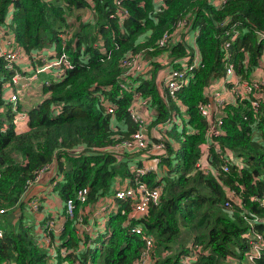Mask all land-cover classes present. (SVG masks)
<instances>
[{"label":"trees","instance_id":"16d2710c","mask_svg":"<svg viewBox=\"0 0 264 264\" xmlns=\"http://www.w3.org/2000/svg\"><path fill=\"white\" fill-rule=\"evenodd\" d=\"M213 1L165 0L156 9L152 0H119V5L113 0H93L94 16L84 20L90 12L84 0H0V33L10 28L31 71L40 64L37 55L44 53L45 47L53 43L60 50L61 28L70 32L63 49L73 52L72 67L62 78L45 83L44 97L26 111L18 100L11 104L2 97L3 83L12 70L0 57V264H46L48 252L39 246L36 235L40 221L21 223L20 200L28 180L52 162L62 177L54 191L61 201L74 199L72 215L65 217L57 233H50L68 249L64 255L56 253V264H132L143 241L130 230L131 223H122L124 215L119 210L105 216L101 232L95 236L87 226L92 204L120 184L116 178H134L127 164L128 153L116 159L103 147L128 138L135 129L126 111L132 88L149 96V107L155 111L151 122L168 115L174 103L166 104L156 88V73L162 64L158 55L164 54V63L172 64L186 53L188 33L194 35L195 30L200 61L191 81L177 94L186 106L187 118L182 125L163 132L172 139L178 137L181 145L175 148L169 139L164 140L166 154L158 159V180L155 171L139 175L148 187L159 181L162 191L157 205L132 223L141 222L143 230L152 235L154 264H183L181 257L192 246L190 264H233L228 262V254L236 256L237 264H264V246L253 262L246 255L251 247L248 239L263 244L254 233L264 239V110L255 120L246 100L225 105L220 124L224 133L212 139L239 156L242 164L229 163L224 171L226 157L208 143L204 164L193 170L203 152L206 127L197 103L206 100L204 87L224 71L227 31L234 23L238 28L228 49L240 78H249L264 46L259 37L264 30V0ZM118 7L127 12L121 20L109 16ZM163 31L173 41L156 46ZM97 36L109 52L94 44ZM136 52L148 60L149 76L134 75V85L121 74L127 69V54ZM119 79L125 80L126 88L118 85ZM99 93L104 101L98 98ZM113 103L115 130L110 128V113L104 111V104ZM19 111L24 113L25 130L17 129L13 121ZM252 124L260 133L250 137ZM211 168H217L215 173ZM82 187L87 192L79 201L76 190ZM226 205L230 207L227 210ZM16 208L20 212L12 222L10 214ZM60 211L63 214L62 208ZM182 228L186 236H182Z\"/></svg>","mask_w":264,"mask_h":264},{"label":"built area","instance_id":"2783aa9c","mask_svg":"<svg viewBox=\"0 0 264 264\" xmlns=\"http://www.w3.org/2000/svg\"><path fill=\"white\" fill-rule=\"evenodd\" d=\"M86 2V7L90 12L85 14L84 20H91L93 18V0H84ZM156 9H159L163 6L165 0H152ZM213 1V0H212ZM222 1V0H218ZM114 3L119 5V0H113ZM213 3H215L213 1ZM127 14L126 9L122 7H118L117 9L111 11L109 16H116L118 20L123 19V17ZM87 18V19H85ZM6 20V18H5ZM235 24V23H234ZM231 27L230 31H227L228 38L223 43V46L226 48V58L223 61L224 71L222 74L215 76L203 89L204 96L206 97L205 101H200L197 103V110L199 114L206 120V127L204 129V141L201 142V151L202 154L196 160L195 168L201 169L203 162V157L205 156L206 147L208 143L212 144L213 149L223 156H225V163L222 168L224 171L228 170L229 163H235L236 165H241V158L239 156H235L233 152L230 151L227 147H220V145L213 140L212 137L217 135H221L224 133V130L220 127L222 117L224 116V107L227 104L230 106L237 105L243 100L247 101V109L253 113L254 119L259 118V114L264 110V64L262 63V56L264 53V46L261 51L258 65L251 72L249 78H240L233 69V63L230 60V51L228 49V45L232 39L235 38L237 34L238 28L234 26ZM2 33V32H1ZM0 33V36H1ZM197 31H194V35L189 36L188 33V47L186 48V53L179 58L174 59V62L171 64H165L164 58L165 55H158L160 62L162 63L160 68L157 70L155 85L161 96L163 97L166 104L173 102L174 105L172 108L168 110V115L159 122H151L153 115L155 113L153 107H149L150 100L149 96L141 95L138 90L132 88L131 91V100L126 107L127 114L130 120L135 124V129L130 132L129 137L125 138L121 141H116L112 145L103 147L104 150L111 152L114 154L116 159H120V156L123 153H129L133 151H144L138 154L137 156H131L130 160L127 161L128 168L133 173V180L130 181L129 177H123V184L118 185L111 189L107 194L101 196L95 204L93 203V207L90 212V216L94 218H98L100 224H103V220L105 216L112 210H119L120 213L124 215L122 223L124 225L130 224V230L139 234L142 239V246L139 249L138 254L135 256L132 264H154V258L152 257L153 250V237L143 230L141 222L132 223V221H139L143 217L148 214L149 208L157 205L159 202V198L161 195L162 187L161 183L158 181L155 186L148 187L147 183L144 180L138 179L139 175L148 172L155 171L156 177L159 176V156L165 155L166 150L164 146V140L169 139V142L172 144V138L168 135L163 134L165 129L172 127L175 124L182 125L185 118H187V113L185 111V104L178 97V92L181 88L188 85L191 81L194 70L196 66L199 64L200 57L197 44L195 42V34ZM60 37V50L54 48L53 43H51L48 47H45L44 53H40L37 55V59L40 60L39 66L37 68L32 69V73L29 75L23 74V71L17 68V63L22 55V50L20 46L14 45L9 46L6 49L0 50V55H2L7 63V68L12 70L10 74L9 80L3 83V88L5 85L7 87L11 85L19 84L20 80L24 78H36L40 72L43 70H48L51 75L49 78H44L43 82L48 83L49 81H55L62 78L67 69L72 67V60L70 59V55L73 52H66L63 49L65 40L70 36L69 30L60 29L59 32ZM259 37H262L264 40V30L259 33ZM97 40L94 41V44L99 47V49L103 52H109L108 49L104 47L102 43V39L98 36ZM173 39L170 37V34L166 31H163L161 35L156 39V46H163L166 41ZM9 43L12 40L7 39ZM151 49L150 46L147 47ZM242 49V48H241ZM142 51V50H141ZM49 55V56H48ZM130 58L127 60V69L121 74L123 78H128L131 82L137 84L134 75L141 73L143 77L149 76V72L147 67L149 66L148 60L140 57V52H136L135 54H127ZM85 55L83 58H86ZM166 61H169L167 59ZM176 64V65H175ZM117 82V81H116ZM125 80L119 79L117 82L118 85L122 88H126L124 86ZM18 92H10L6 99L7 101H11V104H14L17 101L19 93ZM103 94L99 93L98 98L100 101H104ZM2 97L3 92H2ZM5 99V98H4ZM104 111L110 113V128L115 130V124L113 122V107H115L114 103L104 104ZM56 110V109H54ZM53 110V111H54ZM22 111L15 113L13 117V121L17 123V121L22 120ZM245 118V115H243ZM250 137L258 135L260 133L259 130L253 128V124L251 126ZM189 130L195 131L194 128H188ZM248 131V134H249ZM139 160V164H136V161ZM52 165H44L40 169L36 171L33 178L28 180L27 185L29 186L35 180L39 178L41 173L44 171L50 172V177L52 184L56 183L52 186V188L57 184V180L61 179V175H56L55 167H51ZM217 168H211V173H215ZM158 174V175H157ZM56 175V176H55ZM86 188L82 187L76 190V197L79 201H83L86 196ZM126 202L125 206H123ZM74 206V199L72 197H67L61 202L60 210L63 209V214L61 211H52L47 212L46 210H41V218L37 219L36 223L40 221L37 225V233L39 235V245L44 247L45 251L48 252V256H46V264H56L57 263V254L64 255L68 249L60 244V241H55L53 235L50 233H57L63 223V220L66 216L72 215ZM33 211H38L41 209V206L37 205L35 202H32ZM2 211V209H0ZM2 233V228L0 227V235ZM255 239H259L263 244L259 241H252L248 239L251 247L248 249L246 255L248 260L254 261L256 257L260 256V249L264 246V239H261L258 233H254ZM195 247V246H194ZM192 246L189 251L181 257V262L183 264H190V259H192V252L194 250ZM57 253V254H56ZM65 262L64 260L61 261Z\"/></svg>","mask_w":264,"mask_h":264},{"label":"crops","instance_id":"0c3cea01","mask_svg":"<svg viewBox=\"0 0 264 264\" xmlns=\"http://www.w3.org/2000/svg\"><path fill=\"white\" fill-rule=\"evenodd\" d=\"M9 12H11V8L8 9ZM8 27V26H7ZM2 30H4V26H2ZM6 32L2 31L1 36H0V50L1 49H6L9 46H14L15 43L12 40V33L10 28H5ZM7 39L12 40L11 43H9L7 41ZM49 56V55H48ZM262 63L264 64V53L262 56ZM17 68L21 71H23V74L25 75H29L31 74V65L29 63V61L24 58L21 57L17 63ZM264 74V72H263ZM38 78H32L30 79V83H28L27 85V89L26 92L24 93V95L20 96V99L17 101L19 106L21 107V109H24L25 111L27 110V108L33 106L34 104H36L39 100H41L44 97V94L42 92V85L40 84V80L44 78H49V74L47 72H40L37 76ZM24 79V77H23ZM29 79V78H28ZM32 80V81H31ZM23 84H16V85H11L9 87H7L5 85V87L3 88V96L6 97L10 92H18V91H22L23 88ZM40 88V89H39ZM11 103V102H10ZM15 127L17 129H26V123L23 120L17 121V123H15ZM52 167H56L55 162L51 163ZM50 173L47 171H44L37 180H35L32 184H30L27 189L25 190L23 196L21 197V200H25L26 198H29L33 195H37L39 196L38 199L41 203V209L38 210L37 212H31L29 209L28 212L30 215H28L27 211L25 210V213H27V216H23L22 219L24 218H30L34 221V217H37L38 215H41V210H46L47 212H49L50 210L52 211H59L60 210V206H61V200L58 197V195L56 194L55 191H53L49 185L50 182ZM121 185V184H119ZM55 192V194L53 193ZM111 192V191H110ZM92 209V208H91ZM91 209L88 211V229L91 230L92 233V237L95 236V234L97 232H101V224L99 219L91 217L90 216V212ZM22 211V208H21ZM24 210L22 211L23 214ZM13 217H11V221L15 222L16 218H17V214H19V210L16 208L13 213H12ZM37 215V216H36ZM86 216V218H87ZM33 223V222H32ZM34 224V223H33ZM89 227H94V231H92L91 228ZM35 231V230H34ZM36 235H38V233L36 232Z\"/></svg>","mask_w":264,"mask_h":264},{"label":"rangeland","instance_id":"374dc122","mask_svg":"<svg viewBox=\"0 0 264 264\" xmlns=\"http://www.w3.org/2000/svg\"><path fill=\"white\" fill-rule=\"evenodd\" d=\"M98 37V36H97ZM0 57L5 61V59H4V57L2 56V55H0ZM39 66V65H38ZM47 72L49 75H51L50 74V72L48 71V70H43L42 72ZM41 72V73H42ZM36 78H38V77H36ZM35 79V78H34ZM32 81V80H31ZM28 83H30V79H28V78H24V79H21L20 80V82H19V84H23L24 86H23V88H22V91L20 92V96L21 95H24V93L26 92V89H27V85H28ZM40 84L43 86L44 84H45V82H43L42 81V79L40 80ZM40 89V88H39ZM16 93V92H15ZM20 96H18V99L17 100H19L20 99ZM172 145H173V147H175V148H179L180 147V145H181V140L180 139H178V137H174L173 139H172ZM141 152H144V151H133V152H129L127 155H131V156H137L138 154H136V153H141ZM52 167V166H51ZM56 168V167H55ZM47 172H49V171H47ZM50 173V172H49ZM42 174V173H41ZM56 175H58V173H56ZM55 175V176H56ZM51 180V179H50ZM61 179H58L57 181H60ZM116 180L117 181H119V183L122 185L124 182H123V176L122 177H117L116 178ZM55 183H56V181H55ZM54 183V184H55ZM54 184H52V181L51 182H49V185H50V187L52 188V186L54 185ZM53 191H54V189H52ZM54 194H55V192H53ZM38 197L39 196H37V195H33V196H31V197H29V198H26L25 200H20V202H22V211L24 210V212H23V216H27V213H28V215H30L29 214V212H28V210L27 209H29L31 212H36V211H33V210H31L30 208H32V202H35L38 206L40 205V206H42L41 205V203H40V201H39V199H38ZM228 208H230L229 206H225L224 207V209L225 210H227ZM18 210H19V212H20V208H17ZM25 210L27 211V213H25ZM3 211V210H2ZM2 211H0V212H2ZM21 211V212H22ZM13 213V211L11 212V214H10V219H11V217H13L12 214ZM23 216H21V218L23 217ZM37 216V215H36ZM41 216L42 215H38L37 217H34V221L32 220V219H30V218H24V219H22V224L24 225V224H30V225H33V223L35 224L36 223V221H37V219H40L41 218ZM19 222V223H20ZM33 222V223H32ZM89 228H91L92 229V231H94L93 229H94V227H89ZM181 233H183V235L182 236H186V233H185V231H184V228H182L181 229ZM91 236H92V233H91ZM35 237V236H34ZM185 240H187L186 238H185ZM187 241H189V240H187ZM37 242H38V244H39V240H37ZM40 246V245H39ZM41 247V246H40ZM236 256L234 255H232V254H228V256H227V258H228V262H233V264H237V259L235 258ZM240 260V259H239ZM242 260V262L243 261H245V256L241 259ZM244 263V262H243Z\"/></svg>","mask_w":264,"mask_h":264}]
</instances>
